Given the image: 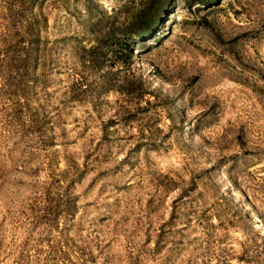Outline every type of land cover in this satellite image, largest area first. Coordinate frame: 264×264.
Wrapping results in <instances>:
<instances>
[{"label":"rangeland","instance_id":"374dc122","mask_svg":"<svg viewBox=\"0 0 264 264\" xmlns=\"http://www.w3.org/2000/svg\"><path fill=\"white\" fill-rule=\"evenodd\" d=\"M0 264H264V0H0Z\"/></svg>","mask_w":264,"mask_h":264},{"label":"trees","instance_id":"16d2710c","mask_svg":"<svg viewBox=\"0 0 264 264\" xmlns=\"http://www.w3.org/2000/svg\"><path fill=\"white\" fill-rule=\"evenodd\" d=\"M215 1H217V0H195V2L197 3V4H206V3H212V2H215ZM145 32L146 31H143V32H135L134 34H133V37H135V38H142V37H144V35H147V34H145Z\"/></svg>","mask_w":264,"mask_h":264}]
</instances>
